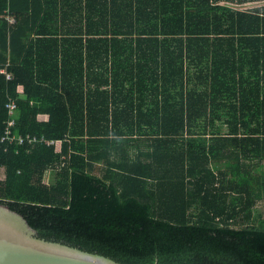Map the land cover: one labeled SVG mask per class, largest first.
I'll use <instances>...</instances> for the list:
<instances>
[{"label":"trees","instance_id":"16d2710c","mask_svg":"<svg viewBox=\"0 0 264 264\" xmlns=\"http://www.w3.org/2000/svg\"><path fill=\"white\" fill-rule=\"evenodd\" d=\"M8 62L0 201L42 237L128 264H264V0H0ZM9 98L15 131L61 152L1 141Z\"/></svg>","mask_w":264,"mask_h":264},{"label":"water","instance_id":"95a60500","mask_svg":"<svg viewBox=\"0 0 264 264\" xmlns=\"http://www.w3.org/2000/svg\"><path fill=\"white\" fill-rule=\"evenodd\" d=\"M0 264L128 263L61 241L46 239L22 213L0 201Z\"/></svg>","mask_w":264,"mask_h":264},{"label":"built area","instance_id":"2783aa9c","mask_svg":"<svg viewBox=\"0 0 264 264\" xmlns=\"http://www.w3.org/2000/svg\"><path fill=\"white\" fill-rule=\"evenodd\" d=\"M5 18L8 20L10 24L15 23V17H13L11 14L9 13L6 14ZM8 65L9 62L0 69V72L5 75L6 79L10 80L13 77V74L8 70ZM5 107L7 109L8 117L5 122L4 133L1 137L2 142H6L9 145L18 144L17 146L45 143L47 145H54L57 151L61 152V142H62L61 140H54V139L50 140L47 139L45 136L31 135L29 133L22 134L15 131V127L17 125V111H18V104L16 99L9 98V100L5 104ZM18 150L19 149L17 148V151ZM51 170L52 169H50L49 172Z\"/></svg>","mask_w":264,"mask_h":264},{"label":"rangeland","instance_id":"374dc122","mask_svg":"<svg viewBox=\"0 0 264 264\" xmlns=\"http://www.w3.org/2000/svg\"><path fill=\"white\" fill-rule=\"evenodd\" d=\"M260 4H261L260 2H255L253 4L247 5V7H244V8H249L250 9V8H253V7L258 6ZM263 164H264V162H263ZM5 173H6V165H5L4 161L0 160V178H3L5 176ZM51 175L52 174L49 175L50 176L49 180L51 178ZM256 211H262L264 213V200L260 201L257 204Z\"/></svg>","mask_w":264,"mask_h":264},{"label":"crops","instance_id":"0c3cea01","mask_svg":"<svg viewBox=\"0 0 264 264\" xmlns=\"http://www.w3.org/2000/svg\"><path fill=\"white\" fill-rule=\"evenodd\" d=\"M38 37V35L37 34H35L34 32H32L31 33V35H30V37H29V39H36ZM58 37H61V35H59ZM41 117H42V115H41ZM45 117V116H44ZM43 117V118H44ZM61 144H62V142H61Z\"/></svg>","mask_w":264,"mask_h":264}]
</instances>
